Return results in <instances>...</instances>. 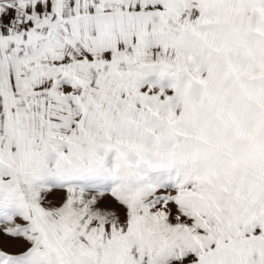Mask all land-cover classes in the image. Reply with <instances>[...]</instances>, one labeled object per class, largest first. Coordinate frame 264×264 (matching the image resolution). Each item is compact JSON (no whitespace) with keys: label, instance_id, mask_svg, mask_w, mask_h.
<instances>
[{"label":"snow or ice","instance_id":"6c2138e0","mask_svg":"<svg viewBox=\"0 0 264 264\" xmlns=\"http://www.w3.org/2000/svg\"><path fill=\"white\" fill-rule=\"evenodd\" d=\"M0 264H264V0H0Z\"/></svg>","mask_w":264,"mask_h":264}]
</instances>
